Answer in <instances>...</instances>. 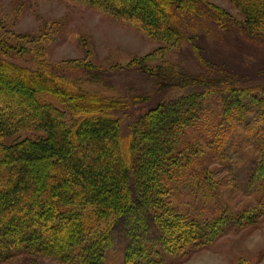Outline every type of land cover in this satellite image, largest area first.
<instances>
[{"label": "trees", "instance_id": "1", "mask_svg": "<svg viewBox=\"0 0 264 264\" xmlns=\"http://www.w3.org/2000/svg\"><path fill=\"white\" fill-rule=\"evenodd\" d=\"M80 1L144 30L161 55L194 43L201 63L199 35L237 21L210 0ZM226 1L243 33L264 38V0ZM11 47L0 35V262L107 264L117 225L121 264H164L264 223V85L138 58L157 91H182L124 124L150 93L106 92L89 61L20 64ZM232 144L248 168L222 185L209 164L233 163ZM227 191L244 197L230 204Z\"/></svg>", "mask_w": 264, "mask_h": 264}, {"label": "rangeland", "instance_id": "2", "mask_svg": "<svg viewBox=\"0 0 264 264\" xmlns=\"http://www.w3.org/2000/svg\"><path fill=\"white\" fill-rule=\"evenodd\" d=\"M210 1L230 11L237 21L227 30L214 28L216 32L210 31L206 38L204 32L199 35L198 40L204 45L200 49L206 56L204 63L196 57L194 43L186 42L182 47L161 55L158 41L144 30L80 0H0V35L11 43L12 50L8 55L17 63L33 67L40 59L63 65L89 61L103 76L104 85L108 87L106 92L122 96L150 93L151 99L147 104L132 107L122 114V121L127 124L139 112L182 91H157L145 73L130 65L138 58H146L152 64L159 63L162 58L173 60L190 73H210L213 77L226 75L237 85H264V38L254 39L243 33L240 29L242 15L226 0ZM202 128L208 129V124ZM194 133L191 131L190 134ZM233 151L236 156L233 163L226 166L214 162L209 164L214 168L213 174L224 181L222 185L230 181L226 173L228 168L240 165L238 170L242 171L241 174L248 168L240 164L245 151L232 144L225 155L231 156ZM188 195L185 192L180 196L191 199L192 195ZM225 195L227 198L224 195L222 198L230 204L244 197L237 191H227ZM113 240L107 250V264H121V237L117 225ZM29 261L18 258L0 264H29ZM39 264L56 263L42 259ZM164 264H264V223L254 230L231 233L209 248L195 251L186 258H171Z\"/></svg>", "mask_w": 264, "mask_h": 264}]
</instances>
